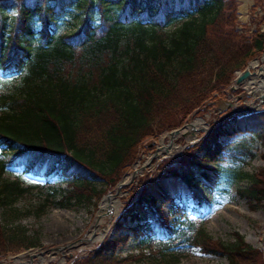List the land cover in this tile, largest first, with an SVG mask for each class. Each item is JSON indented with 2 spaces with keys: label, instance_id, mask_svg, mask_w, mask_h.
<instances>
[{
  "label": "trees",
  "instance_id": "16d2710c",
  "mask_svg": "<svg viewBox=\"0 0 264 264\" xmlns=\"http://www.w3.org/2000/svg\"><path fill=\"white\" fill-rule=\"evenodd\" d=\"M253 1L263 16L254 18L250 31L239 26L234 0H0V72L19 78L0 94V149L8 152L0 162V209L10 210L11 220L19 218L11 209L28 191L19 180L4 178L9 168L67 182L52 207L98 200L104 191L96 195L94 184L121 179L142 140L182 125L213 94L221 98L235 73L264 53V0ZM64 8L85 16L75 32L59 35L51 25ZM94 13L97 23L89 17ZM240 134L264 145V111L224 120L194 149L164 163L160 177L142 180L137 191L127 188L133 198H122L126 208L114 224L117 236L73 264H128L133 256L118 260L114 253L130 236L170 240L189 202L200 205L196 186L214 190L224 179L247 177L251 183L237 189L238 196L264 201L263 177L209 167L226 156H254L220 140ZM167 204L178 217L173 224L160 213ZM44 212L39 207L37 215ZM233 236L232 243L213 244L199 232L192 242L199 240L204 252H216L227 264H264L261 252ZM33 239L7 228L0 217V259L38 246Z\"/></svg>",
  "mask_w": 264,
  "mask_h": 264
},
{
  "label": "rangeland",
  "instance_id": "374dc122",
  "mask_svg": "<svg viewBox=\"0 0 264 264\" xmlns=\"http://www.w3.org/2000/svg\"><path fill=\"white\" fill-rule=\"evenodd\" d=\"M234 1H236L239 26L244 25L250 28V31L255 30L254 18L260 19L263 16L260 8L255 5L253 0ZM10 15H13L12 12ZM84 16L85 14L80 10L64 8L60 14L54 16L51 29L59 35L71 34L77 30ZM89 17L97 23L98 15L96 13ZM35 27L39 29L38 22ZM259 28L261 32H264L263 24ZM259 58H264V53ZM261 59L258 60V65L251 70L252 73L258 74L260 68L264 66V60L261 61ZM254 62L255 60L252 59L244 69L249 68ZM238 72L235 73V77ZM235 77L221 98L215 97L213 94L214 99L208 101L202 111L195 110L182 125L171 131H164L154 137L152 135L142 140L141 144L136 146L134 162L121 177V179H126L123 185L119 186L121 179L115 180L113 184H110L108 179L94 184L97 187L96 195L104 191L98 200L93 197L87 202L76 203L68 208L52 207L51 204L60 200L64 191L69 188L67 182L57 177L45 180L23 174L18 170L8 169L9 173L4 174V178L9 181L19 180L24 187H27L28 191L11 209L19 213V218L14 216L11 220L10 210L0 209L1 223L6 224L7 228L25 230L26 235L34 238L33 241H37L39 245L30 249L20 248L14 253L5 254V257L0 259V264H13L15 259H19L20 264H39L38 257L42 258L44 264H73L75 261L78 262L92 256L104 240L116 237L117 231L114 224L126 208V206L124 208L122 198L126 197V201H131L133 198L126 190L127 188L134 187L133 191H137L146 180L155 175L160 177L164 171L162 167L164 163L187 154L190 148L194 149L198 146L199 141L208 135L205 133L206 130L212 129L232 110L243 109L244 105L253 101L252 94L244 90L247 88L246 84L235 85ZM253 80L255 81L256 78ZM18 83L19 78L3 76L0 72V94L11 91ZM257 90L259 91L255 85L250 88L251 93L255 92L256 96L260 95ZM260 111H264V106ZM199 119L204 122L202 129L185 128V126L193 125V122ZM175 130H180L179 134L173 138V143L179 151L177 154L170 155L167 154L171 147L168 136ZM189 139L194 141L189 143ZM220 140L224 145L244 146L254 156L252 158H246L245 155L237 156L238 158L226 156L218 164L209 165L210 168L232 169L248 174L250 177L255 174L264 178L262 175V172L264 173V145L261 140L248 134ZM161 143L164 146H161ZM159 148H164L165 151L162 150L159 154ZM7 159L8 152L0 150V162ZM250 183L251 179L244 177L233 182L224 179L214 190L196 186L195 193L201 199L200 205L198 208H194L195 205L189 202L185 217H180L177 232L170 240L162 242L157 239L141 238L136 240L130 236L128 241L116 250L114 257L119 260V258L128 259L133 256L128 264H160L171 257L177 259V264H227V260L216 252H204L199 240L195 243L192 242L193 237L200 232V234H206L213 244L217 242L232 243L233 235L237 233L252 248L261 252V257L264 259V246L262 245L264 201L259 204L249 203L237 194V189H245ZM87 194H92V192L88 191ZM116 194H118L116 198H119L122 203L119 207V215L97 228L96 219L99 216L101 202L105 197ZM39 207L45 208L44 214L37 215ZM160 213L166 216L172 224L178 219L176 215H173L170 205L161 207ZM104 227H108L106 237L102 236L99 240H95L96 236L102 235ZM121 234L131 235L128 231L121 232ZM17 244L13 243L12 246L16 247Z\"/></svg>",
  "mask_w": 264,
  "mask_h": 264
},
{
  "label": "bare ground",
  "instance_id": "6f19581e",
  "mask_svg": "<svg viewBox=\"0 0 264 264\" xmlns=\"http://www.w3.org/2000/svg\"><path fill=\"white\" fill-rule=\"evenodd\" d=\"M257 62L255 61L254 63H252L250 65V69H254L256 66H257ZM260 72L257 74V76L255 77L256 80L254 81L253 78L252 80L250 81L252 84H254L255 86H257V88L259 89L258 92H262V90L260 89V87H264V66L260 68L259 70ZM249 88H248V90ZM202 126H204V122L203 121H199V120H195L193 122V125H192V128H203ZM189 127V126H188ZM206 127V126H205ZM204 127V128H205ZM194 128V129H195ZM188 129V128H187ZM190 129V128H189ZM186 130V129H185ZM190 132V131H189ZM191 136V135H190ZM189 143L194 141L193 139H189L188 140ZM161 146H164L162 143H161ZM165 151L164 148H159L158 150V153L161 154V152ZM179 151L178 147L173 144L171 145V147L169 148L167 154H170V155H174V154H177V152ZM157 153V152H156ZM165 154V153H164ZM163 155V154H162ZM169 156V155H167ZM158 157V156H157ZM126 179H122L121 182H124ZM122 205L121 201L119 198H114L113 196L109 197L108 199H105L102 203H101V209L99 211V216L98 218L96 219V227H100V226H103L104 223H106L108 220L112 221L115 217H117L119 215V212H120V206ZM108 231V227H104L103 229V233H101L102 235L100 236H96L94 239L95 240H99L102 236L103 238L106 237V232ZM91 236V234H90ZM102 238V239H103ZM93 239V240H94ZM101 239V240H102ZM32 256V255H31ZM20 258V257H19ZM39 258V264H44L43 261H42V258L41 257H38ZM13 264H20V260L19 259H15L14 263Z\"/></svg>",
  "mask_w": 264,
  "mask_h": 264
},
{
  "label": "water",
  "instance_id": "95a60500",
  "mask_svg": "<svg viewBox=\"0 0 264 264\" xmlns=\"http://www.w3.org/2000/svg\"><path fill=\"white\" fill-rule=\"evenodd\" d=\"M256 76H257V74L254 73V72L252 73L251 70H250V66H249V68H246L244 71L238 73L237 78L235 80V84L237 86L242 85V84H246L247 88H244V90L247 91L248 88L250 90V88L254 86V84H252L250 81H251L252 78H255ZM260 89L262 90V92L260 93V95H257V96L255 95L256 94L255 92L251 93V91H250V94H252L251 97H253V101L251 103H249V106L245 105V107L243 109L233 110L228 115H226L223 119H221V121L218 123V126H220L224 122V120L229 119V118H231L233 116H235L237 118H240L242 116L250 114L251 112L260 111L262 109V106L264 105V87H262V88L260 87ZM199 120L202 121V119H199ZM188 126L190 128H192V125H188ZM188 126H185V128L188 127ZM180 130H182V129H180ZM180 130L172 131L169 134L168 138L170 139L169 143L171 145L174 144L173 143V138L179 134ZM212 130H214V128L206 130L205 133H209ZM119 184H120L119 186H121V185L124 184V182H121ZM117 195L118 194H116L114 196L116 197ZM111 196L105 197V199H108ZM262 245L264 246V234L262 236Z\"/></svg>",
  "mask_w": 264,
  "mask_h": 264
}]
</instances>
